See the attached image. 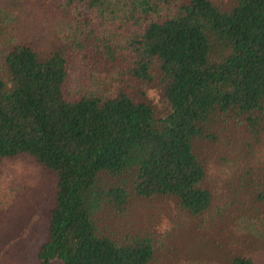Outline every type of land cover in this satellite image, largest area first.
Instances as JSON below:
<instances>
[{
    "label": "trees",
    "instance_id": "16d2710c",
    "mask_svg": "<svg viewBox=\"0 0 264 264\" xmlns=\"http://www.w3.org/2000/svg\"><path fill=\"white\" fill-rule=\"evenodd\" d=\"M107 1L62 4L76 39L44 60L15 44L0 15V165L28 157L56 177L41 264H153L154 239L115 240L103 212H123L132 196L173 197L203 215L213 205L203 145L215 132L223 146L264 151V0H124L139 30L118 49L94 28ZM77 56L142 83L160 78L165 113L126 90L71 97Z\"/></svg>",
    "mask_w": 264,
    "mask_h": 264
},
{
    "label": "rangeland",
    "instance_id": "374dc122",
    "mask_svg": "<svg viewBox=\"0 0 264 264\" xmlns=\"http://www.w3.org/2000/svg\"><path fill=\"white\" fill-rule=\"evenodd\" d=\"M66 1L0 0V15L15 44L31 47L44 60L75 42L73 21L63 15ZM130 16L124 0H108L102 14L93 15L99 41L115 49L124 46L139 30ZM124 77L107 61L77 56L68 91L79 98L126 90L150 102L159 115L165 113L160 78L142 83ZM215 135L216 142L203 145L206 151L212 149L206 156V187L213 195L207 213L192 215L173 197L132 196L123 212H103V232L118 241L151 236L156 246L153 264H232L239 257L264 264V202L258 194L264 184V151L243 144L223 146L222 130ZM55 181L52 172L28 157L0 165V264H41L38 251L47 237ZM106 182L114 184L112 178Z\"/></svg>",
    "mask_w": 264,
    "mask_h": 264
}]
</instances>
